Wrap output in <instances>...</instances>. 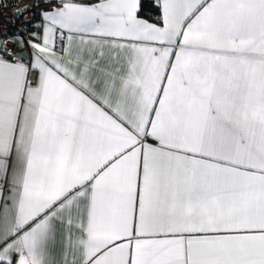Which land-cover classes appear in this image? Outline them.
Returning a JSON list of instances; mask_svg holds the SVG:
<instances>
[{
	"label": "snow or ice",
	"instance_id": "6c2138e0",
	"mask_svg": "<svg viewBox=\"0 0 264 264\" xmlns=\"http://www.w3.org/2000/svg\"><path fill=\"white\" fill-rule=\"evenodd\" d=\"M0 264H264V0H0Z\"/></svg>",
	"mask_w": 264,
	"mask_h": 264
},
{
	"label": "built area",
	"instance_id": "2783aa9c",
	"mask_svg": "<svg viewBox=\"0 0 264 264\" xmlns=\"http://www.w3.org/2000/svg\"><path fill=\"white\" fill-rule=\"evenodd\" d=\"M12 7L13 4L9 2L6 8H0V20H7L9 18Z\"/></svg>",
	"mask_w": 264,
	"mask_h": 264
}]
</instances>
